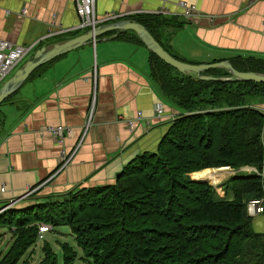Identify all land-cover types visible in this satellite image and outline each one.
<instances>
[{
  "label": "trees",
  "instance_id": "16d2710c",
  "mask_svg": "<svg viewBox=\"0 0 264 264\" xmlns=\"http://www.w3.org/2000/svg\"><path fill=\"white\" fill-rule=\"evenodd\" d=\"M145 18L136 21L159 42L153 27L166 19L149 17L156 24L148 25ZM121 33L142 44L134 32ZM149 55L152 77L178 112L156 149L130 159L111 183L32 196L0 211V238H10L7 248L0 244V264H29L28 252L60 226L75 246L59 242L58 253L43 240L35 264H264V233L253 229L247 212L249 201L264 198V83L201 80ZM228 61L239 71L264 73L262 59ZM203 74L231 76L221 67ZM227 167L235 173L217 185L223 196L190 178ZM41 224L49 226L43 233Z\"/></svg>",
  "mask_w": 264,
  "mask_h": 264
},
{
  "label": "crops",
  "instance_id": "0c3cea01",
  "mask_svg": "<svg viewBox=\"0 0 264 264\" xmlns=\"http://www.w3.org/2000/svg\"><path fill=\"white\" fill-rule=\"evenodd\" d=\"M179 1L193 4L195 15L186 18ZM94 8L97 16L146 17L148 25L156 24L149 17L165 18L167 23L152 26L156 37L191 63L236 56L264 60V0H95ZM79 21L76 0H0V38L34 44L31 54L90 29ZM149 59L144 45L111 30L38 66L6 98L17 109L0 110V207L30 189L27 197L36 198L111 183L130 159L155 150L178 112L159 90ZM28 82V92L19 93ZM157 104L163 108L160 116ZM50 126L69 130L63 144L46 129ZM78 143L70 164L58 171L61 150L69 153ZM252 226L264 233V213L252 216Z\"/></svg>",
  "mask_w": 264,
  "mask_h": 264
},
{
  "label": "water",
  "instance_id": "95a60500",
  "mask_svg": "<svg viewBox=\"0 0 264 264\" xmlns=\"http://www.w3.org/2000/svg\"><path fill=\"white\" fill-rule=\"evenodd\" d=\"M111 30H117L118 33L128 30L133 31L149 52L154 53L157 57H159L169 66L173 67L175 70L181 73L196 74V76L201 80L223 81L235 79L241 81H253L258 83H264V73H259L255 71H239L235 69L228 60L198 64L179 60L173 57L168 51H166L164 47L153 37L151 32L144 25L131 19H120L107 24L105 23L97 25L94 28H90L85 33L80 34L76 37L61 40L36 49L32 53V55L14 72V74L1 85L0 104L3 100L13 94L38 66L60 54L68 52L71 49L77 48L88 41H96L97 36L103 34L106 31ZM216 67L226 69L231 76L215 77L203 74L205 70ZM231 171V173H233V170ZM196 181L207 182L201 180ZM23 198H25L24 195L19 199ZM17 201L18 199H15L12 203L5 204L0 208V211L4 210L5 208H8Z\"/></svg>",
  "mask_w": 264,
  "mask_h": 264
},
{
  "label": "built area",
  "instance_id": "2783aa9c",
  "mask_svg": "<svg viewBox=\"0 0 264 264\" xmlns=\"http://www.w3.org/2000/svg\"><path fill=\"white\" fill-rule=\"evenodd\" d=\"M94 1L95 0H76V13L80 18L78 26L94 28L97 25L117 21L128 14H132L128 12H109L106 13L105 15L97 16L95 13ZM178 5L182 7L183 15L186 18H191L195 15L196 9L193 4H188L185 1H179ZM24 13H26L25 9H23L22 11V14ZM158 13L164 14L166 13V10L159 9ZM33 46L34 44L21 45V44L11 43L8 40L0 38V85L5 82L6 78L12 73L13 69L22 62L23 58L31 53V51L33 50ZM154 111L157 116H160L163 112V108L160 104H157L154 107ZM262 111L264 113V109H262ZM91 115H92V106H91V111L89 113V119L91 118ZM137 115L138 118H141L140 112H138ZM87 124L88 123H86L84 127V133L87 129ZM127 124L129 125V128L132 127L131 121H128ZM46 129H48V131L52 133L56 142L59 144H63L64 133L65 131L67 132L69 131L63 126H50ZM78 146L79 143L75 146V149L74 150L72 149L69 153H65L64 149L61 150L59 165L57 168L58 171L62 170L63 168L67 167L70 164L73 155L76 151V148ZM243 168H244L243 170H246L248 172L256 171V168L254 167H243ZM261 174L264 176V171H262ZM0 190H4V188H1ZM33 191L30 190L29 192L31 193ZM247 212L251 216L264 213V198L249 201L247 204ZM48 228H49L48 225H40L39 227L40 233L45 232ZM39 237L41 238V235Z\"/></svg>",
  "mask_w": 264,
  "mask_h": 264
},
{
  "label": "rangeland",
  "instance_id": "374dc122",
  "mask_svg": "<svg viewBox=\"0 0 264 264\" xmlns=\"http://www.w3.org/2000/svg\"><path fill=\"white\" fill-rule=\"evenodd\" d=\"M32 54L30 53V54H28V55H26L24 58H23V60H22V62L18 65V66H16L14 69H13V71H12V73L6 78V80L8 79V78H10L13 74H14V72L31 56ZM5 80V81H6ZM2 85V84H1ZM1 85H0V87H1ZM30 82H28L27 83V85L23 88V89H21V90H19V93H22L23 95H25L27 92H28V90H29V87H30ZM12 100V99H11ZM16 104L18 105V102H16ZM17 109V106H15V105H10L8 102H7V100H5V101H3L2 102V104L0 105V110L1 111H3V112H6V111H12V110H16ZM244 168H242L241 170H243ZM211 170H213V169H211ZM218 170V169H217ZM229 170H232V169H229ZM235 173V171L233 170V173H230V175H233ZM227 175V176H226ZM225 176H224V178L223 179H221L218 183H214V184H211V185H213V186H215L216 188V191H217V193L220 195V196H223V192L222 191H220V187H217V185L218 184H220L221 182H223L226 178H228L230 175L229 174H226ZM190 178H191V175H190ZM264 178V177H263ZM209 183V182H208ZM210 184V183H209ZM30 190H34V189H30ZM30 190H28V192L30 191ZM25 193V195H24V197L25 198H23V199H21V200H18V201H25L26 202V204L28 203V202H30V200H33L34 198H32V197H27L28 196V194L30 193ZM35 197V196H34ZM32 198V199H31ZM17 204H15V206H22V205H25V204H21V203H19V202H16ZM13 204V205H14ZM41 225H45V224H41ZM254 229V228H253ZM57 231H55V230H48L47 232H45L44 234H43V238L42 239H40L37 243H36V245H35V248H33L30 252H28V256L26 257V259L27 260H29V264H35V262L41 257V244H42V241L43 240H46V241H49L52 245H53V248H54V250L56 251V252H60V250H59V242H62V241H66V242H68V243H70L71 245H74L75 246V243H74V240H73V237L70 235V233L68 234V232H70L69 231V229H68V227H66V226H60V227H58L57 229H56ZM3 233L5 232V230H1ZM0 231V232H1ZM9 243H10V238H9V235L8 234H5V235H3L1 238H0V244H1V247H2V249H4V248H7V246L9 245ZM77 251H78V253L80 254V251L77 249ZM23 259H25V258H23ZM23 261V260H22ZM74 264H87L84 260H81V259H78L77 261H75L74 262Z\"/></svg>",
  "mask_w": 264,
  "mask_h": 264
},
{
  "label": "bare ground",
  "instance_id": "6f19581e",
  "mask_svg": "<svg viewBox=\"0 0 264 264\" xmlns=\"http://www.w3.org/2000/svg\"><path fill=\"white\" fill-rule=\"evenodd\" d=\"M232 171L229 168H222V169H213V170H206L201 173H196L191 176L194 180H201L207 181L211 184L218 183L221 179L224 178L226 174L231 173ZM227 176V175H226Z\"/></svg>",
  "mask_w": 264,
  "mask_h": 264
}]
</instances>
